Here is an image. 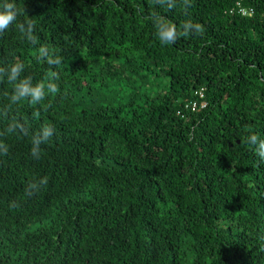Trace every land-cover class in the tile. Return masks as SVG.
I'll list each match as a JSON object with an SVG mask.
<instances>
[{"label": "trees", "instance_id": "obj_1", "mask_svg": "<svg viewBox=\"0 0 264 264\" xmlns=\"http://www.w3.org/2000/svg\"><path fill=\"white\" fill-rule=\"evenodd\" d=\"M7 2L36 40L0 33V264H264V0ZM187 20L203 33L161 42Z\"/></svg>", "mask_w": 264, "mask_h": 264}, {"label": "clouds", "instance_id": "obj_2", "mask_svg": "<svg viewBox=\"0 0 264 264\" xmlns=\"http://www.w3.org/2000/svg\"><path fill=\"white\" fill-rule=\"evenodd\" d=\"M186 5L190 6L187 2ZM19 10L15 3H9L5 0V3L0 5V33H3L7 30L11 25L15 24L16 28L20 30L21 33L27 34V39L29 41L36 40V37L33 35L35 25L31 19H26L24 21L17 22V17L19 15ZM26 26V27H25ZM182 31L179 33L176 30L175 24H170L166 29L165 35L163 38L157 34L164 44H174L178 38V36H188L189 34L195 32L197 34H202L204 29L203 26L199 23H193L191 20H187L182 24ZM48 47L46 45L41 46L38 49L39 56L42 58L43 54L48 51ZM49 65L55 64L59 65L61 63V59L57 57V59L52 60L49 58L45 61ZM23 71V65L13 64L11 67V75L9 77V81H16L19 79L20 73ZM57 76L56 73H52L49 82L46 85L43 81L36 84L35 87H31L30 82L32 78L30 76H26L20 80L19 83L13 84V91L10 96V101L13 104H18L22 100H29L30 103L36 104L45 99L47 93L45 92V87H47V92L51 94H55L59 91V86L57 83L53 81V78ZM36 115H39L37 112ZM9 127H12L11 125ZM16 127H19L21 133L27 135L25 132L23 125L17 123ZM40 131H42V137L40 136ZM54 129L50 125H43L42 128L32 136V148L31 155L34 159L40 158V147L39 144L41 142L46 143L52 137ZM248 143L250 145H255L256 154L264 160V140H260L259 137L255 134H252L248 138ZM8 146L2 142H0V153L7 154ZM48 178L44 177L40 179L38 182H31L28 185V190H26V194L31 195L35 191H39L40 186L47 185Z\"/></svg>", "mask_w": 264, "mask_h": 264}, {"label": "built area", "instance_id": "obj_3", "mask_svg": "<svg viewBox=\"0 0 264 264\" xmlns=\"http://www.w3.org/2000/svg\"><path fill=\"white\" fill-rule=\"evenodd\" d=\"M235 12L236 14H239L242 17H249L252 14V11L250 9L242 8L239 3H235V5L230 9L229 13ZM198 99H202V90H198L194 93ZM203 103L197 107L195 103H186L183 106V109L189 110L190 112H195L199 108H203Z\"/></svg>", "mask_w": 264, "mask_h": 264}]
</instances>
